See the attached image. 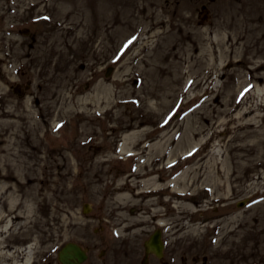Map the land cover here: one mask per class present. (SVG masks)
I'll return each mask as SVG.
<instances>
[{
  "label": "rangeland",
  "instance_id": "obj_1",
  "mask_svg": "<svg viewBox=\"0 0 264 264\" xmlns=\"http://www.w3.org/2000/svg\"><path fill=\"white\" fill-rule=\"evenodd\" d=\"M159 225L146 264H264V0H0V264Z\"/></svg>",
  "mask_w": 264,
  "mask_h": 264
},
{
  "label": "flooded vegetation",
  "instance_id": "obj_2",
  "mask_svg": "<svg viewBox=\"0 0 264 264\" xmlns=\"http://www.w3.org/2000/svg\"><path fill=\"white\" fill-rule=\"evenodd\" d=\"M62 244H63V242H61L59 244L60 246L56 249L55 248L52 249L51 247H48L46 249H42V251H40V253H38L39 255L36 254V256H35V254H32L33 250H31V252H30L31 254L29 253L30 255L28 256L29 258L27 261L25 257L21 256V254L19 255V253L23 254L25 252L26 246L29 245L26 242V240L24 242H16L14 244H12V242H7L5 245L6 246L5 250H8V252L10 254L7 257V264H22L19 262H27V264H62L59 261V257H58V253H59V250H60ZM14 252H16L15 256L17 255V257H14ZM86 252H87V258L83 263H85L89 259L88 249H86ZM20 257H23V258L20 259ZM83 263H81V264H83Z\"/></svg>",
  "mask_w": 264,
  "mask_h": 264
},
{
  "label": "water",
  "instance_id": "obj_3",
  "mask_svg": "<svg viewBox=\"0 0 264 264\" xmlns=\"http://www.w3.org/2000/svg\"><path fill=\"white\" fill-rule=\"evenodd\" d=\"M87 205H84V211H87ZM146 252H152L157 257L162 256L164 244L161 240L160 229L155 230L145 242ZM84 251L76 244L68 243L62 249L59 259L63 264H77L84 260Z\"/></svg>",
  "mask_w": 264,
  "mask_h": 264
},
{
  "label": "bare ground",
  "instance_id": "obj_4",
  "mask_svg": "<svg viewBox=\"0 0 264 264\" xmlns=\"http://www.w3.org/2000/svg\"><path fill=\"white\" fill-rule=\"evenodd\" d=\"M127 139H128V136L125 135L124 140H125L126 142H127ZM11 222H13L12 219H6L5 222H4V224H3V226H2V228H3V229H6L7 227L10 226V223H11ZM129 225H130V224H125V225L123 226V228H127V227H129ZM26 248H27V253H28V252L30 253V252H31L30 248H32V245H28ZM29 250H30V251H29ZM28 256H29V255H28ZM25 258H26V260L28 261V258H29V257L26 256Z\"/></svg>",
  "mask_w": 264,
  "mask_h": 264
}]
</instances>
